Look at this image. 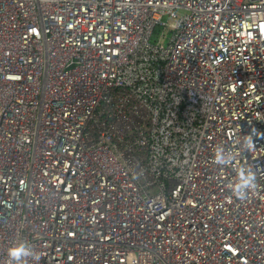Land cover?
<instances>
[{
	"label": "built area",
	"instance_id": "obj_1",
	"mask_svg": "<svg viewBox=\"0 0 264 264\" xmlns=\"http://www.w3.org/2000/svg\"><path fill=\"white\" fill-rule=\"evenodd\" d=\"M21 239L39 264H264V0H0V264Z\"/></svg>",
	"mask_w": 264,
	"mask_h": 264
},
{
	"label": "clouds",
	"instance_id": "obj_2",
	"mask_svg": "<svg viewBox=\"0 0 264 264\" xmlns=\"http://www.w3.org/2000/svg\"><path fill=\"white\" fill-rule=\"evenodd\" d=\"M243 151L254 147L251 135H243L241 140ZM237 160V153L223 144L217 145L214 151L213 163L217 166H231ZM230 191L237 199L243 201L249 197V193L257 188V173L250 166L241 164L236 169V178L229 185ZM7 264H29V260L39 264L41 259L32 245L25 240H18L7 248Z\"/></svg>",
	"mask_w": 264,
	"mask_h": 264
}]
</instances>
